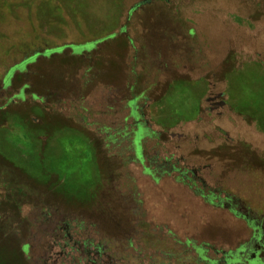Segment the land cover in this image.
<instances>
[{"label":"flooded vegetation","instance_id":"obj_1","mask_svg":"<svg viewBox=\"0 0 264 264\" xmlns=\"http://www.w3.org/2000/svg\"><path fill=\"white\" fill-rule=\"evenodd\" d=\"M222 1L0 0V132H35L49 183L87 191L39 203L0 151L27 264H264V12ZM148 56L193 74V112L141 87ZM55 57L72 65L41 82Z\"/></svg>","mask_w":264,"mask_h":264},{"label":"rangeland","instance_id":"obj_2","mask_svg":"<svg viewBox=\"0 0 264 264\" xmlns=\"http://www.w3.org/2000/svg\"><path fill=\"white\" fill-rule=\"evenodd\" d=\"M232 1L235 0H223L222 2L226 5ZM239 1L242 2V0ZM259 1L260 5L259 7H257L259 8L258 10L254 11L255 8L248 4L247 11L253 14H260L261 12H264V0ZM245 8L246 6H244V9ZM222 11L223 10L221 9V11L218 12L217 16H220L218 18L225 17V15L223 14V12L225 11ZM2 32L3 30L0 27V33ZM3 42L9 43V41ZM52 52L54 51H48V53ZM16 58L17 57H9L8 61H16ZM120 59V76L121 81H123L124 65H126V60L123 56ZM141 59H144V57H141ZM173 59L174 62L178 63L180 58L176 57ZM61 62H67L68 65H72L71 60L55 57L45 63L46 65L38 66V70L41 71L39 76L40 81L43 83H52L57 78V82L58 77L56 75V70L58 68H61L59 66H64V64H61ZM145 63L147 65L152 64L154 65V67L150 70V72L142 73L141 87H145L146 85H152L150 90V96L153 99H158L159 103H161V96L164 93L172 91L171 98L174 102V105L184 108V110H187V112L189 111V113L193 112L194 98L192 92L187 89H182L181 86H177V83H175L173 80L174 77H180L183 75L184 77H186L189 75L187 73H184L182 75L181 73L176 71L162 72L158 67L161 64L160 57H145ZM105 64V75L107 80V78H112L114 76L113 74L117 63L113 65V58L106 57ZM3 72H5V68L3 69L0 67V76L3 74ZM60 76L61 75H59V77ZM37 90L41 95H46L48 93L49 88L37 87ZM32 96L35 97V94H32ZM20 97H24L23 93H21ZM14 121L13 123H15ZM11 134L12 136H16L17 139L13 140ZM32 134H34V136ZM38 142L39 138L35 137V132H9L8 130H6V132H0V151L14 165L18 166V168L8 167L9 171L6 170L7 175L9 177L20 178L19 180L23 179L27 192L34 194V199H36L39 203L49 202L48 200L52 201V198H56V200H60L63 204H65L66 202H68L66 200H68L69 197L72 198L74 196L73 199H81L85 197L87 191L84 187L74 186L72 184L54 185L49 183L48 177L50 176V173L57 171V155H55L54 153L52 155L49 150L42 151L38 149ZM5 186L7 188V193L10 195L16 194L19 191V185L17 183H7ZM96 187V185H89L90 191L92 193L93 191L94 193H97ZM45 199H47V201H45ZM15 203L16 201L13 202L11 200L0 201V264H27L18 252L17 241L19 240L18 235L20 224L18 223V218L16 216L17 213ZM109 218L113 220L112 217Z\"/></svg>","mask_w":264,"mask_h":264},{"label":"trees","instance_id":"obj_3","mask_svg":"<svg viewBox=\"0 0 264 264\" xmlns=\"http://www.w3.org/2000/svg\"><path fill=\"white\" fill-rule=\"evenodd\" d=\"M188 75L190 76V77H193V74L192 73H188ZM172 79V78H171ZM174 82L175 83H178V82H180V80L179 79H177V77H174Z\"/></svg>","mask_w":264,"mask_h":264}]
</instances>
